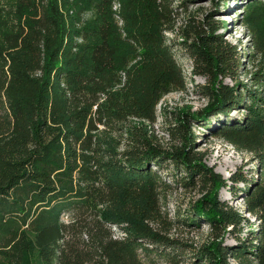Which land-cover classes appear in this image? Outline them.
<instances>
[{
	"label": "trees",
	"instance_id": "trees-1",
	"mask_svg": "<svg viewBox=\"0 0 264 264\" xmlns=\"http://www.w3.org/2000/svg\"><path fill=\"white\" fill-rule=\"evenodd\" d=\"M120 9L121 27L111 0H0V264H156L157 246L155 256L175 258L180 244L155 227L164 224L167 183L159 171L168 161L184 172L182 183L198 178L206 186L194 216L175 222H204L215 232L248 222L218 198L224 181L192 150L193 137L164 149L143 130L161 98L185 87L164 35L170 2L120 0ZM208 17L186 34L193 39L184 49L193 74L208 78L202 93L211 102L182 111L178 124L195 119L208 128L210 116L246 107L214 132L255 154V175L240 192L258 223L227 250L215 235L194 258L227 264L228 254L239 264H264V94L237 81L235 48ZM251 78L264 86V67Z\"/></svg>",
	"mask_w": 264,
	"mask_h": 264
},
{
	"label": "rangeland",
	"instance_id": "rangeland-1",
	"mask_svg": "<svg viewBox=\"0 0 264 264\" xmlns=\"http://www.w3.org/2000/svg\"><path fill=\"white\" fill-rule=\"evenodd\" d=\"M116 1L120 4V0ZM168 1L172 11L167 24L169 28L164 35L166 43L170 46L176 62L185 75V87L175 89L161 98L157 105L155 121L144 122L143 130L146 131L152 144L164 149L182 146L185 143L184 135L193 137L192 150L202 152L206 165L218 173L224 181L225 186L219 189L218 198L240 211L248 221L241 222L237 227L219 229L217 232L204 222L198 226L175 222L178 219H187L190 213L194 216L195 211L192 212V210L206 193V186L198 178L192 180L190 184L182 183L181 177L184 172L177 169L170 161L163 163V168L159 172L162 180L167 183L166 188L160 191V209L164 224L155 225V227L162 235L179 243L180 247L173 259L155 256V249H163L159 246L152 248L150 257L156 264H199L194 258V252L211 242L215 235L222 238L221 245L227 250L236 245L238 238H245L249 228H254L258 223L251 214L244 211L243 193L240 192L245 189V182L255 175V154L237 150L235 146L214 132L215 127L221 123L233 118H242L247 111L243 104L233 106L228 112L220 115L210 116L206 122L208 128L203 127L202 120L195 119L189 120L184 127L179 126L177 116L182 111L201 112L211 102L202 93L203 87L208 84V78L193 74L192 59L184 49V41H192L193 37L188 38L186 34L192 35V27L202 26L208 15V18L219 25L215 33L220 34L222 39L235 48V57L240 65L236 73L237 81L245 84L248 89L256 88L264 94V86L253 85L251 78L252 73H257L264 67V53L255 47L256 36H254L258 34L264 47V0ZM252 1H255L257 7L248 14V7ZM117 11L112 7L114 20L121 27L123 20L121 24H118L114 16ZM119 14L121 16V9ZM224 81L228 85L234 84V81L229 78ZM125 137L124 135L118 145V151L125 147ZM238 176L246 180L231 181L233 177ZM63 218L67 219L65 216ZM166 251L170 249L167 248ZM226 261L227 264H239L228 254ZM200 263L206 264L203 261Z\"/></svg>",
	"mask_w": 264,
	"mask_h": 264
},
{
	"label": "built area",
	"instance_id": "built-area-1",
	"mask_svg": "<svg viewBox=\"0 0 264 264\" xmlns=\"http://www.w3.org/2000/svg\"><path fill=\"white\" fill-rule=\"evenodd\" d=\"M111 1H112V7H113L115 10H118V11L114 14V16H115L116 20L118 21V24H121V23H122V19H121V16H120V14H119L120 4H119V2H117L116 0H111ZM112 228H113L115 234H116V233L119 234V233H118V229H116L115 226H113Z\"/></svg>",
	"mask_w": 264,
	"mask_h": 264
}]
</instances>
